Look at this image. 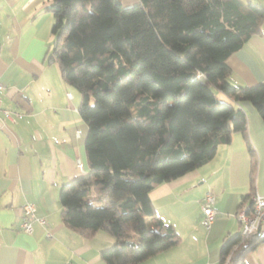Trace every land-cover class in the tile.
<instances>
[{
	"label": "trees",
	"instance_id": "trees-1",
	"mask_svg": "<svg viewBox=\"0 0 264 264\" xmlns=\"http://www.w3.org/2000/svg\"><path fill=\"white\" fill-rule=\"evenodd\" d=\"M47 9L55 35L48 59L80 93L87 125L89 171L60 187L62 219L86 236L103 230L115 238L101 252L106 264H136L180 241L156 216L150 192L209 161L232 133L245 136V111L217 94L250 103L264 121V84L227 80L228 57L258 33L264 7L253 0H51ZM262 241L263 227L227 235L218 264H246Z\"/></svg>",
	"mask_w": 264,
	"mask_h": 264
},
{
	"label": "crops",
	"instance_id": "crops-1",
	"mask_svg": "<svg viewBox=\"0 0 264 264\" xmlns=\"http://www.w3.org/2000/svg\"><path fill=\"white\" fill-rule=\"evenodd\" d=\"M51 0H0V264H106L101 252L115 238L98 230L86 236L62 219L60 187L89 171L84 141L87 125L80 93L62 80L48 59L55 35ZM264 7V0H253ZM129 6L138 0H121ZM233 86L264 84V18L258 33L227 59ZM246 113L239 132L194 170L156 186L150 198L156 216L180 236L176 245L136 264H218L222 240L239 231L236 210L249 194L264 196V121L248 102L217 94ZM250 145L255 157L250 170ZM215 197L209 228L201 220L205 193ZM36 207L31 233L21 227L22 204ZM153 227L151 218H146ZM264 264V241L246 256Z\"/></svg>",
	"mask_w": 264,
	"mask_h": 264
},
{
	"label": "built area",
	"instance_id": "built-area-1",
	"mask_svg": "<svg viewBox=\"0 0 264 264\" xmlns=\"http://www.w3.org/2000/svg\"><path fill=\"white\" fill-rule=\"evenodd\" d=\"M2 86L0 85V89ZM3 115L14 120L15 116L19 114H14L9 109H1ZM215 197L213 194L207 192L204 194L201 200V224L205 228H209L214 217L216 210L214 208ZM22 221L21 227L24 231L31 233L33 230L34 222L44 223V220L36 216V207L34 204L26 202L21 206ZM236 218L239 222V231L248 235L254 233L259 228H264V196L258 194H252L248 199L242 201L236 210Z\"/></svg>",
	"mask_w": 264,
	"mask_h": 264
}]
</instances>
